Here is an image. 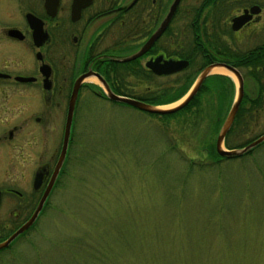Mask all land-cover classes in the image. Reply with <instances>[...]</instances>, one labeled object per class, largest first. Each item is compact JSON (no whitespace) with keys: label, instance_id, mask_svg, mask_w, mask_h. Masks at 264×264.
<instances>
[{"label":"rangeland","instance_id":"1","mask_svg":"<svg viewBox=\"0 0 264 264\" xmlns=\"http://www.w3.org/2000/svg\"><path fill=\"white\" fill-rule=\"evenodd\" d=\"M27 8L41 5L0 0V25L23 20ZM207 84L199 114L80 99L73 151L34 224L0 251V264H264V140L218 157L225 115L215 110L232 98L221 78ZM256 121L263 126L236 127L226 144L263 132L264 114ZM1 181L15 186L6 175Z\"/></svg>","mask_w":264,"mask_h":264},{"label":"flooded vegetation","instance_id":"2","mask_svg":"<svg viewBox=\"0 0 264 264\" xmlns=\"http://www.w3.org/2000/svg\"><path fill=\"white\" fill-rule=\"evenodd\" d=\"M34 1L40 11L24 9L23 20L11 17L0 25V228L19 226L28 218L21 211L32 212L49 186L63 143L69 98L81 74L95 73L114 93L152 102L178 94L189 84L187 91L204 67L221 63L234 68L242 82L224 143L236 127L263 126L253 124L264 114V0H178L160 34L128 60L125 57L157 29L173 0H81L85 4L79 9L73 8L74 0H58L53 15L47 13L44 0ZM28 11L43 20L42 38L35 39L25 17ZM107 38L111 43L102 45ZM176 60L187 64L164 72V63ZM212 74L231 92V103L215 110L226 116L236 93L235 76L214 70L181 109L190 114L203 111L201 97ZM86 78L77 90L75 107L91 95L127 104L109 98L101 81L89 83ZM72 137L73 122L42 210L73 151ZM4 175L15 180V186L2 184ZM4 205L10 207L5 218Z\"/></svg>","mask_w":264,"mask_h":264},{"label":"water","instance_id":"3","mask_svg":"<svg viewBox=\"0 0 264 264\" xmlns=\"http://www.w3.org/2000/svg\"><path fill=\"white\" fill-rule=\"evenodd\" d=\"M57 2L58 0H44V7L47 11V13H49L50 15H53L55 13L56 10V6H57ZM178 0H173L168 12L166 14V16L164 17V19L162 20V22L160 23V25L157 27V29L151 34V36L148 38V40L142 45V47H140L136 52H134L133 54L125 57V60L134 58L135 56L141 54L146 48L147 46L154 40V38H156L158 36V34H160V32L164 29V27L166 26V24L168 23L174 8L177 4ZM85 4L84 1L81 0H74L73 3V8L74 9H79L81 6H83ZM77 11V10H76ZM26 20L30 26V28H32L33 30V35L35 37V39H39L42 38L44 36V33H42V25H43V20L37 16L36 14L28 11L25 14ZM40 41H38L39 43ZM187 64L186 60H176V61H166L164 63L163 66H165L164 72H171L174 70H177L183 66H185ZM223 67L225 69H227L229 72H231L236 79V93H235V97L233 99V102L218 130L217 136H216V140H215V149L217 151L218 154L222 155V156H226V157H232V156H236V155H241L245 152H247L249 149L255 147L256 145H258L260 142H262L264 140V132H262L260 135H258L256 138H254L253 140H251L250 142H248L247 144L243 145V146H238V147H233V148H226L224 146V138L226 136L227 131L229 130V127L233 121L234 115L236 113V110L238 108L241 96H242V82H241V76L240 74L232 67H228L224 64L221 63H217V64H210L206 67H204L200 73L198 74V76L196 77V80L194 81V83L191 85V87L188 89V91L181 96L176 103H174L173 105L170 106H163L160 104H154V103H150L141 99H137L131 96H125V95H120V94H116L114 93L106 84V82L104 81V79H102L99 75L95 74V73H84L81 74L79 77L76 78V80L74 81L73 84V88H72V92L69 98V104H68V109H67V115H66V122H65V131H64V138H63V143H62V147H61V151L59 154V158L57 161V164L54 168L53 171V177L52 180L50 181L49 186L47 187V189L44 191V193L41 195L39 202L37 203L35 209L33 210V212L31 213V215L21 224L19 225L14 231H12V233H10L6 238L0 240V249L8 246L10 244V242L17 237L19 234L23 233L26 229H28L36 220L39 212L42 209V205L47 197V194L49 192L50 186L56 176V173L59 169L60 164L62 163L64 156H65V152H66V148H67V144H68V139H69V135H70V127H71V122H72V117H73V113H74V105H75V99H76V93L77 90L81 84V82L84 80V78H86V76H90L93 75L95 76L99 81H101L102 85L104 86L106 93L108 95L109 98L116 100V101H121V102H125L127 104H130L134 107H137L139 109L142 110H146L149 112H154V113H159V114H164V113H172L177 111L178 109L182 108L183 106H185L190 99L194 96V94L196 93V91L198 90L199 86L201 85L203 79L205 78V76H207L213 68L215 67Z\"/></svg>","mask_w":264,"mask_h":264},{"label":"trees","instance_id":"4","mask_svg":"<svg viewBox=\"0 0 264 264\" xmlns=\"http://www.w3.org/2000/svg\"><path fill=\"white\" fill-rule=\"evenodd\" d=\"M188 85L189 84H186V86L183 88V90L180 92V93H178V94H174V95H171L170 97H166V98H164V99H154V100H152V102H154V103H166V102H170V101H173V100H175L176 98H178L181 94H183L185 91V89H186V87H188ZM228 147H233V146H229L228 145ZM215 154H217L216 153V151H215ZM218 155V154H217ZM15 228H12V229H9L8 231H6V233L4 234V235H2V236H4V237H6L7 235H9L13 230H14Z\"/></svg>","mask_w":264,"mask_h":264},{"label":"bare ground","instance_id":"5","mask_svg":"<svg viewBox=\"0 0 264 264\" xmlns=\"http://www.w3.org/2000/svg\"><path fill=\"white\" fill-rule=\"evenodd\" d=\"M215 71V72H220V73H224V74H229V75H231L232 77H234V75L232 74V73H230V72H228L225 68H223V67H215V68H213L212 69V71ZM223 74V75H224ZM87 79H90V80H93V81H96V79H95V77L94 76H89V77H87ZM176 103V102H175ZM170 105H173V103L172 104H169V105H163V106H170ZM175 113V112H174ZM171 114V113H170Z\"/></svg>","mask_w":264,"mask_h":264}]
</instances>
